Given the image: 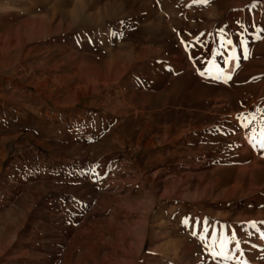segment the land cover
Instances as JSON below:
<instances>
[{
  "label": "rangeland",
  "instance_id": "obj_1",
  "mask_svg": "<svg viewBox=\"0 0 264 264\" xmlns=\"http://www.w3.org/2000/svg\"><path fill=\"white\" fill-rule=\"evenodd\" d=\"M262 133L264 0H0V264H264Z\"/></svg>",
  "mask_w": 264,
  "mask_h": 264
},
{
  "label": "snow or ice",
  "instance_id": "obj_2",
  "mask_svg": "<svg viewBox=\"0 0 264 264\" xmlns=\"http://www.w3.org/2000/svg\"><path fill=\"white\" fill-rule=\"evenodd\" d=\"M194 2H196V0H194ZM202 35H203V34H202ZM181 42H182V43H186V42H184V41H181ZM240 44H241L242 48L245 49V52H246V46H245V44H244V41L241 40V41H240ZM244 58L246 59V58H247V55H245ZM232 59H236V58L233 57ZM245 126H247V125H245ZM262 137H264V133H262ZM249 139L252 140L253 138L250 137ZM259 147H260L261 149H264V138H261V139L259 140ZM262 223H264V221H262ZM253 226H255V223H254V222H253ZM217 255H223V253H217ZM245 264H246V262H245Z\"/></svg>",
  "mask_w": 264,
  "mask_h": 264
},
{
  "label": "bare ground",
  "instance_id": "obj_3",
  "mask_svg": "<svg viewBox=\"0 0 264 264\" xmlns=\"http://www.w3.org/2000/svg\"><path fill=\"white\" fill-rule=\"evenodd\" d=\"M146 215H148V213H146ZM147 217V216H146ZM147 219V218H146Z\"/></svg>",
  "mask_w": 264,
  "mask_h": 264
}]
</instances>
